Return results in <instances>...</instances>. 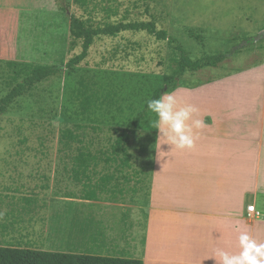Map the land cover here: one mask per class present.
<instances>
[{
    "label": "crops",
    "instance_id": "crops-1",
    "mask_svg": "<svg viewBox=\"0 0 264 264\" xmlns=\"http://www.w3.org/2000/svg\"><path fill=\"white\" fill-rule=\"evenodd\" d=\"M250 3L256 12L264 9V0ZM67 41L68 20L55 0H0V99L41 69L62 65ZM59 54L62 60L55 63ZM261 59L197 87L173 90L181 104L199 109L205 127L194 147L184 150L160 146L155 127L148 196L140 205H120L117 226L99 230L78 219L114 213L115 205L96 210L92 201L45 198L36 207L30 199L14 213L0 207V247L143 264H219L216 248L239 253L238 227L264 243V55ZM209 85L214 91L194 98ZM159 147L166 154L159 156ZM250 205L258 216L247 211ZM74 239L83 246L62 248Z\"/></svg>",
    "mask_w": 264,
    "mask_h": 264
},
{
    "label": "rangeland",
    "instance_id": "rangeland-1",
    "mask_svg": "<svg viewBox=\"0 0 264 264\" xmlns=\"http://www.w3.org/2000/svg\"><path fill=\"white\" fill-rule=\"evenodd\" d=\"M93 1L99 8L97 19L103 16L100 9L110 6L119 13L110 21L123 15L126 22H153L157 29L165 30L174 38L192 60L204 55L226 56L215 68L186 72L179 80L173 81L171 59L174 51L166 41H158L144 32H124L115 38L98 37L94 39L87 58L72 74L63 70L60 78L41 83L33 91V97L16 99L0 116V207L14 213L17 208L22 210L30 199L35 200L36 207L45 198L64 199L53 197L55 190L78 193L80 187L68 181L64 174L56 173L57 168H61L57 167V148L62 129L75 130L86 147L95 153H105L119 131L139 113L146 114L145 121L135 129L136 135L129 144V166L120 174H114L108 183L109 190H102L98 195L101 201L93 202L96 210L104 209V204L115 205L110 207L114 213L96 211L78 218L84 226L101 230L110 223L117 226L120 205L127 206L132 200L137 204L145 202L155 131V114L146 110L145 104L154 91L169 90L173 82L178 87H197L260 62L264 55V38L257 42L249 40L264 30V9L256 12V6L250 0ZM67 2L70 12L82 15L78 0ZM79 51L77 47L74 52ZM61 60L62 54L55 55V63ZM65 62L66 56L62 65ZM79 82L83 83L87 94H93L97 99V106L85 115L79 114V102L75 99ZM212 87L196 90L194 98L214 91ZM3 92L0 89V94ZM94 170L98 173L94 180L106 171L113 173L112 168L102 162ZM134 186L139 189L137 195H132ZM5 191L30 195L11 197L13 193ZM1 203L5 204L2 206ZM77 224L75 218L73 229L78 228ZM38 230L32 229L30 234ZM74 240L62 248L83 246Z\"/></svg>",
    "mask_w": 264,
    "mask_h": 264
},
{
    "label": "trees",
    "instance_id": "trees-1",
    "mask_svg": "<svg viewBox=\"0 0 264 264\" xmlns=\"http://www.w3.org/2000/svg\"><path fill=\"white\" fill-rule=\"evenodd\" d=\"M81 3L82 15L70 12L67 0H55L65 18L68 20V41L66 48V62L64 65H54L41 69L39 72L17 83L11 91L0 99V116L5 114L8 108L16 99L23 97H33V91L38 85L50 80L60 78L63 70L66 74H72L76 67L87 58L90 47L95 38L109 37L115 38L124 32H144L158 41H166L172 46L174 56L172 63V79L179 80L186 72L195 73L203 68L217 67L226 56L223 54L204 55L198 59H190L177 41L169 37L163 29H157L156 25L150 21H125V16L114 21L110 18L119 15L113 7L101 8L103 12L101 19L96 18L99 13L97 3L93 0H78ZM253 42V37L249 40ZM80 51L75 53V49ZM75 99L79 102V114L85 115L97 106V99L93 94H87L82 82H79ZM178 87L174 82L168 87V91H173ZM162 89H156L150 99L158 98ZM147 110V104H145ZM146 114L139 113L126 127L119 131L113 140L109 150L105 153H95L86 147L83 140L75 130L70 128L62 129L59 133L57 148V168L56 173L64 174L68 181L80 187L78 193L66 190L59 193L53 191V197L75 199L83 201L97 202L99 193L102 190H109L108 183L114 174H120L129 166L128 148L132 137L136 135V128L145 121ZM156 120V117L154 118ZM102 162L106 167H111L113 173L108 171L102 173L97 180L94 176L98 173L94 168ZM136 175V172L134 173ZM121 191V189H118ZM135 186L131 188L132 195H137ZM147 191V193H146ZM144 197L148 196V188ZM4 192V191H3ZM8 193L30 195L15 191H5ZM104 202L121 203L119 201L104 200ZM129 204H137L130 201ZM140 205V204H139ZM0 264H143L141 260L102 257L84 254H68L59 252H48L31 249H18L0 247Z\"/></svg>",
    "mask_w": 264,
    "mask_h": 264
},
{
    "label": "clouds",
    "instance_id": "clouds-1",
    "mask_svg": "<svg viewBox=\"0 0 264 264\" xmlns=\"http://www.w3.org/2000/svg\"><path fill=\"white\" fill-rule=\"evenodd\" d=\"M147 109L155 114V127L160 134L157 140L163 141L178 150L191 149L199 139V130L205 127L198 118L199 109L192 104H181L175 91H162L158 98L149 99ZM165 153L158 150V154ZM166 154V153H165ZM239 232L238 254H229L222 248L214 250V257L219 264H264V243H258L246 229L237 228Z\"/></svg>",
    "mask_w": 264,
    "mask_h": 264
},
{
    "label": "water",
    "instance_id": "water-1",
    "mask_svg": "<svg viewBox=\"0 0 264 264\" xmlns=\"http://www.w3.org/2000/svg\"><path fill=\"white\" fill-rule=\"evenodd\" d=\"M264 38V30L259 33V35L253 39L254 42H257Z\"/></svg>",
    "mask_w": 264,
    "mask_h": 264
},
{
    "label": "built area",
    "instance_id": "built-area-1",
    "mask_svg": "<svg viewBox=\"0 0 264 264\" xmlns=\"http://www.w3.org/2000/svg\"><path fill=\"white\" fill-rule=\"evenodd\" d=\"M247 211L251 214H256L258 216V213L255 212L253 205L247 207Z\"/></svg>",
    "mask_w": 264,
    "mask_h": 264
}]
</instances>
